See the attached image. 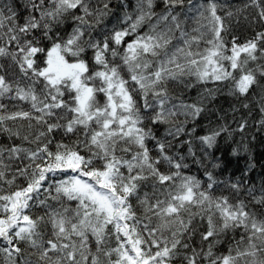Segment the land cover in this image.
Wrapping results in <instances>:
<instances>
[{
	"label": "snow or ice",
	"instance_id": "obj_1",
	"mask_svg": "<svg viewBox=\"0 0 264 264\" xmlns=\"http://www.w3.org/2000/svg\"><path fill=\"white\" fill-rule=\"evenodd\" d=\"M253 128L264 0H0V264H264Z\"/></svg>",
	"mask_w": 264,
	"mask_h": 264
},
{
	"label": "trees",
	"instance_id": "obj_2",
	"mask_svg": "<svg viewBox=\"0 0 264 264\" xmlns=\"http://www.w3.org/2000/svg\"><path fill=\"white\" fill-rule=\"evenodd\" d=\"M227 3L238 6L242 3V0H227ZM192 94H195L194 90ZM224 107L225 109H227V103H224ZM209 118L215 121L216 115L209 113L208 117L206 118L205 114L202 113L201 116L197 119L196 129L198 134L202 133L208 126ZM228 122H232L230 113L228 115ZM188 127L191 128L192 125L190 124ZM251 135H254L255 137L251 140L250 144L249 150L251 153V157H249V155L245 152H241L239 156H233L228 150L227 145H222L221 151L218 152L217 155H223L227 172L232 173L236 176H239L241 174V171L247 168L249 162L253 164L254 167L251 169L248 175L254 183L259 185L261 178H264V133L259 132L255 128H253ZM178 139H184V136H181ZM236 139L239 140V136H237ZM245 143H248V141L245 140ZM185 151L186 146L185 148L181 149V152ZM191 171H196L195 166L192 167Z\"/></svg>",
	"mask_w": 264,
	"mask_h": 264
}]
</instances>
